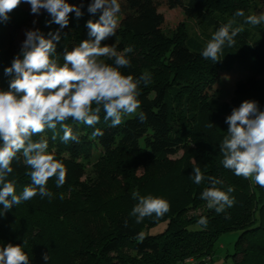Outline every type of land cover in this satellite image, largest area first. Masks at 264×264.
<instances>
[{"label":"trees","instance_id":"1","mask_svg":"<svg viewBox=\"0 0 264 264\" xmlns=\"http://www.w3.org/2000/svg\"><path fill=\"white\" fill-rule=\"evenodd\" d=\"M71 1L81 3V0ZM89 2L90 0H83V12H88ZM247 2L248 0H119L121 10L116 32L150 40L153 48L150 59L157 61L162 55L161 60L164 61L160 63L164 66L163 69L171 72L172 83L180 88L174 90V95L170 90V80H151L147 87L142 84L139 97L142 107L138 111L147 115V120L143 123L133 115L125 116L120 126L110 127L111 122L104 120L102 111L100 122L93 127L67 121L74 131H78V143L69 141L65 144L59 136L53 141L52 132H46L49 151L67 169L66 183L62 187H56L55 177L47 184L51 197L55 200L50 204L53 207L48 208L52 210V225L42 220L43 213L38 208L30 221L22 220L19 214L22 210L21 203L0 215V245L9 242L22 244L31 264H45L43 253L50 254L48 264H185L188 258L212 256L214 244L221 234L239 229L241 232L234 244L233 257L239 264H264V188L252 185L251 181L237 177L231 170L225 169L219 150V143L227 134L225 118L233 108L239 107L244 100H255L260 109L264 110V80H260L264 75V25H243L244 31L236 38V47L226 48L222 62L215 64L202 58V42L188 38L183 31L185 19L195 15L202 21H207L215 32L229 20L225 15L234 14L238 9H243L246 16L249 10L254 12L256 3ZM26 7V3H21L9 15V20L0 24V83L10 79L4 75L3 70L10 66L13 57L19 52L17 40L20 31L30 26L29 20L25 21L22 17L28 12ZM160 8L174 15V29L166 36L170 42L167 54H161L159 46L166 25ZM242 19L237 18V21L242 22ZM244 53L250 59L252 76L236 81L231 99L220 101L216 98L219 89L217 80L223 76L234 78L236 57ZM123 71L125 75L134 76L132 65ZM187 84L191 85L189 91L184 88ZM192 91L196 95L193 99L196 100L195 109L192 110L195 111V116L193 114L186 118V105ZM176 98L182 102L183 108L177 106ZM188 119L189 123L183 124ZM211 124L213 126L210 127ZM95 128L101 129L103 135L93 137L91 133ZM57 130L59 131V126ZM33 139L41 137L35 136ZM191 144L197 147L192 149ZM118 150L143 155L137 156L138 158L146 155L159 157L161 160L184 151V173L179 180L171 183L165 180L156 186L155 193L158 196L154 194L153 197L164 198L171 206L164 217L159 220L148 217L142 223H136V218L130 215L137 203L131 196L136 189L129 188L126 184L118 189L116 199L104 198L100 204L91 202V210H84L79 200L73 202V199L63 198L65 187L74 180L87 176L89 166L99 165V161L92 162V158L107 157ZM168 166L176 165L169 160ZM194 166H199L205 177L218 179L220 183L216 185L217 188L223 191H227L228 187L234 189L229 194L235 200L233 207L222 213H216L214 209L207 207V201L202 200L200 194L211 183L205 179L202 186L195 184L192 178ZM13 168L14 172L8 176V180L15 183L17 194H20L25 186L31 185L30 177L26 174L30 169L19 162H14ZM127 168L126 165L124 169ZM100 171L101 169L95 172L93 188L96 181L105 176ZM138 192L146 195L142 187ZM58 195L59 198L56 199ZM2 209L3 205H0V210ZM193 209H201L202 214L189 215V211ZM201 216L207 217L206 228L197 224ZM160 222H166L162 231L155 234L141 233L145 226L149 228ZM138 234L143 236L142 242L137 239ZM23 241H27V244H23ZM198 264L206 263L200 261Z\"/></svg>","mask_w":264,"mask_h":264},{"label":"clouds","instance_id":"2","mask_svg":"<svg viewBox=\"0 0 264 264\" xmlns=\"http://www.w3.org/2000/svg\"><path fill=\"white\" fill-rule=\"evenodd\" d=\"M21 3L30 5V14L34 16L41 15L42 11L47 13L51 19L45 21L46 27L54 23L59 28L47 34L39 28L26 30L19 52L3 70L10 79L7 89L0 88V205H3L0 215L37 195L51 198L47 184L53 177L57 188L66 183L67 169L49 151L46 132H52L53 141L59 136L65 144L69 141L78 143V131H74L67 121L93 127L100 122L102 111L104 120L111 122L110 127L120 126L125 116L133 115L143 123L147 115L138 111L142 107L140 86L147 87L151 82L149 72L138 78L121 72V69L131 67L127 57L133 52L131 46L121 53L114 45L102 43L116 36L121 10L119 0H90L87 11L92 15L99 13V18L86 22L87 39L71 50L65 48L63 63L57 55L61 30L68 27L70 14L74 13L77 19L83 16V0L80 4L69 3V0H0V24L6 23L9 14ZM237 18H243L242 22ZM36 23L34 20L33 24ZM245 24L264 25V12L246 16L243 9L236 10L233 18L221 24L207 40L202 58L213 64L222 62L225 49L236 47V38L244 31ZM104 58L113 63L109 64ZM225 123L227 134L219 143L223 167L264 188V110L257 101L244 100L226 116ZM91 135L99 137L103 131L95 128ZM35 136L41 139L34 140ZM14 162L30 169L26 174L31 185L25 186L20 194H17L15 183L8 180L14 172ZM192 173L195 184L199 185L205 179L211 183L200 194L209 209L222 213L234 206L235 200L229 195L234 191L232 187L227 191L217 188L220 181L212 176L205 177L199 166H194ZM131 196L137 203L130 215L138 224L148 217L159 220L170 211V203L164 198L143 196L138 191H133ZM197 224L206 228L207 217L201 216ZM137 239L142 242L143 236L138 234ZM42 255L48 264L50 254ZM0 264L31 262L22 244L9 242L0 245Z\"/></svg>","mask_w":264,"mask_h":264},{"label":"rangeland","instance_id":"3","mask_svg":"<svg viewBox=\"0 0 264 264\" xmlns=\"http://www.w3.org/2000/svg\"><path fill=\"white\" fill-rule=\"evenodd\" d=\"M251 2L256 3L255 11H248V15L250 14H259L264 12V0H248L247 4H251ZM69 3H73L69 0ZM77 4V2H74ZM26 9L27 13L23 14V20H29L30 26L26 28H22L20 31V35L17 40V46L20 47L22 41L25 39V31L33 28H39L42 32L47 34L49 31H56L59 26L56 24H52L49 27L45 26V21L51 19L47 13L43 12L39 16H34L30 14V5L27 4ZM166 19V25L164 26L163 38L159 41V46L161 47L162 52L167 54L168 48L170 45L169 39L166 36H169V33L172 29H174L172 21L174 15L168 12L166 9L160 8L159 10ZM12 13V12H11ZM10 13V14H11ZM9 14V15H10ZM233 13L230 15H225L229 19L233 18ZM18 16V15H16ZM99 18V13L96 15H92L88 12H83V16L79 19L75 17V14H70L69 17V25L68 27L61 30V40L57 45V55L61 63H63V52L65 48L71 50L74 46L78 45L80 41L88 38V29L86 28V22L89 19L97 20ZM37 21L36 24H33V21ZM184 33L188 38H194L196 42H202L203 47L205 46L208 39L211 38L213 32L212 26L207 21H202L197 16H189L185 19ZM72 40V41H71ZM158 40V39H157ZM102 43L108 45H114L117 52H123V49L127 46H131L133 48L132 53H128L127 57L131 61V65L134 68V77H139L144 72H149L151 74V80L155 79H163V80H172L171 72L165 71L164 66L161 65L160 62L163 57L160 55L156 60L150 59V53L153 48L150 46V40H141L139 38L133 37L127 33H117L116 36L110 37L109 39L103 41ZM147 50V51H146ZM146 51V52H145ZM106 62L109 64L113 63V60L104 58ZM124 68L121 69L123 73ZM235 76L234 78H226L219 77L217 80L218 92L216 98L220 101H229L232 97L233 88L239 79L246 78L248 76H252V69L250 66V59L246 53L238 55L236 57V64L233 68ZM260 80H264V75L260 77ZM7 79L5 82L0 83V88L7 89L8 87ZM191 84V83H190ZM187 84L184 88L189 91L191 85ZM170 90L174 93L176 88H180L176 83H172L170 85ZM142 87V84L140 88ZM192 94H189V101L187 102V110H186V118L187 116H192L195 111V103L193 99L196 96L194 91ZM175 95V93H174ZM184 98V97H183ZM177 102V106L183 108L182 102L179 101L178 98L175 99ZM182 100V99H181ZM183 109L180 110V113ZM192 111V112H191ZM191 112V113H190ZM195 116V114H194ZM184 118V119H186ZM190 119V118H189ZM189 119L185 120L183 124L189 123ZM180 122V121H179ZM181 124V123H180ZM206 146V145H205ZM192 149L197 147L195 144H191ZM100 154V153H99ZM137 156H143L140 153H133L128 151L118 150L112 155L103 158H92V162H98V166L93 165L89 166L87 170L89 174L80 180H74L69 186L64 188L62 194H64L63 198L73 199V202H77L79 200V204L85 208L84 210H91L92 204L91 202H95L100 204L104 200V198H115L118 196V189L123 187L125 184L129 186V188L142 189L146 191V195L144 196H156L157 191L156 186L157 183L161 184L163 181L168 180V183L171 181L175 182L176 179L179 178L184 173V161H185V153L184 151H178L176 154L172 156L166 157V160H161L159 157L153 158L154 156H144L142 158H138ZM171 160L175 167H169L168 161ZM124 164V165H123ZM128 166L127 169H124L125 166ZM172 168V169H171ZM101 169V173L105 174L102 180L96 181L95 186L93 188V179L95 178V172ZM172 174V175H171ZM250 183V182H249ZM203 183H201L202 186ZM252 185H254L251 182ZM142 185V186H141ZM200 185V184H199ZM198 185V186H199ZM141 186V187H140ZM83 189V191H82ZM80 190V191H79ZM81 192V194L79 193ZM88 193V195H86ZM57 194V193H56ZM55 197V196H54ZM59 198V195L56 196V199ZM116 199V198H115ZM60 200H57L59 202ZM55 200L53 197H41L40 195L35 196L29 201L22 202V210H20L19 214L22 220L30 221V217L36 213V208L41 209L42 211V220L51 226L52 224V210L48 209L50 204L54 203ZM15 207V206H14ZM70 209V208H67ZM202 210L198 211L197 209H193L189 211V215H199L202 214ZM195 226V225H194ZM144 227L142 230V234H155L162 231L166 227V222H160L154 226L149 228ZM239 229H232L225 231L219 239L214 244L212 256H205L201 259L196 258H188L185 264H198L200 261L206 264H239L237 260L233 257L234 254V244L235 241L240 234ZM189 262V263H188Z\"/></svg>","mask_w":264,"mask_h":264},{"label":"built area","instance_id":"4","mask_svg":"<svg viewBox=\"0 0 264 264\" xmlns=\"http://www.w3.org/2000/svg\"><path fill=\"white\" fill-rule=\"evenodd\" d=\"M191 259V258H190Z\"/></svg>","mask_w":264,"mask_h":264}]
</instances>
